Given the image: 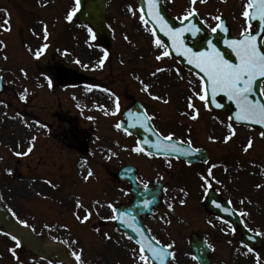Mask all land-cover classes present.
<instances>
[{
  "label": "rangeland",
  "instance_id": "1",
  "mask_svg": "<svg viewBox=\"0 0 264 264\" xmlns=\"http://www.w3.org/2000/svg\"><path fill=\"white\" fill-rule=\"evenodd\" d=\"M12 1L0 0V14H2L0 15V31L10 36H6L5 39V35L1 34L6 43V48L1 51L4 54L2 59H0V68L5 72V83L9 89L7 88L8 93L4 100L5 105L0 106V111L5 109L4 113L9 114L12 112L10 116H13L15 106L13 101L7 99L8 95L18 94V92V95H21V93L23 95L25 93H27L26 95H52L47 92V85L44 83L46 82L45 79L37 81L42 85L35 83L32 86L29 83L30 78L28 74L29 72L33 73L35 69L33 67L34 61H31L34 59L32 55L35 50V45L32 42V33L35 32L37 34L40 31V33L44 34L45 26L47 27V32L54 29L55 31L60 30L59 33H63V29L65 28L64 14L69 0H39L36 7L29 3L32 0H19L21 7ZM160 1L168 16L174 17L177 20H180L194 9L208 31H211L215 27L217 20L213 19V17L216 16H225L233 35H239L245 28H248V30L252 29L246 24L245 17L242 15L247 0H204V2L196 0L195 4L192 3V0ZM4 10H6L9 17L11 15L13 20L15 18L18 21L19 26L16 36L14 35L15 24L11 17L10 20L7 16L3 17ZM6 19L9 20V24L7 25L4 24ZM107 20L111 30L116 34L115 45L111 48V51L115 58L127 54L131 62L130 67L134 73L133 77H129L120 64H117V67L115 66L114 62H116V59H113L111 67L106 68L102 72L96 69L99 73H95V76L99 79L104 78V80H107V83H103L102 86L107 87L110 84L109 86L118 97L132 95L134 99L146 101L153 120L157 123L159 132L162 135L166 136L169 133H173V138L178 141L187 142L190 140L192 146L207 149L211 153V160L204 170H195L199 174H196L194 170L191 171L192 169L185 168L180 162L176 161H171L172 166L169 167L168 161L170 160L151 161V163L146 165L145 170L141 166L145 162L137 159L132 152L134 149L133 140L129 137L125 138L119 132L113 131L110 127L111 122L103 120L104 123L102 122L100 131L98 132L102 140L104 139L108 142L107 144L103 143L104 146L101 149L102 168L100 171V183L102 190L108 191L104 194L103 199L108 200L110 194L121 197L117 190L110 187L107 182L105 173L106 170L109 171L108 168L111 166L116 165L118 168V166L127 163L135 166L138 165L143 181L150 180L154 175L161 176L163 173L167 176L170 173L173 177V187L176 186L177 180L179 182L181 178V181L185 182V188L190 191L189 199L180 193V189H177L178 195L175 197V202L171 196L166 198V205L170 201L174 202L171 209L166 210V207L158 209L155 213L156 216L150 221L148 227L150 231L156 229L164 230L158 231L157 237L165 244L173 245L170 249L174 254V262L171 264H194L188 255L186 238L193 231L205 234L212 224L208 215L204 214L203 208H200L196 195H199L198 191H206L208 186L213 185L223 198L232 201L237 209L245 213L246 224L253 233L261 237L263 242L262 248L257 253L249 255L245 251L242 252V255H245L242 260H240L241 258L235 259L229 244H225V247L218 244L216 245V247L218 246V254L212 256L213 264H257V257L260 258L259 264H264V175H262L264 174V144L258 141V133H250L249 131L232 126L231 129L235 130V135L225 143V137L230 133V125H225L226 122L223 118L206 113L203 101L193 96V91H200V85L197 80L189 75L186 77L181 70H177L173 62L168 59L169 57H165L166 59L164 58L159 61L156 60L154 52L158 49L161 53L162 51L161 48L155 46L154 38L150 34L148 26L141 21L136 0H127L110 5ZM70 25L69 42L67 45L70 47L68 48H72L76 56L79 52L84 55L92 54L94 51L89 45L88 36H83L82 34V27L74 23ZM5 28H10V30H4ZM55 36L56 34L54 33V36L51 37L53 45H55L53 42ZM58 37H64V34H59ZM80 37H84L86 40L85 44L83 42L80 43ZM9 38H13L14 40H11V44L7 43ZM15 41H18V43ZM59 53L61 52H58V55ZM79 56L83 57L82 54ZM6 57H8V62H6ZM121 59L124 60L125 57ZM15 65L21 68L18 72L21 75L20 83L17 81L13 82L15 80L13 79V75L17 76V67H14ZM158 68L166 70L157 72L153 76L152 73L156 72ZM144 84L149 85L147 91L142 90ZM14 90L18 92H14ZM60 95H66L64 98L68 100L69 106H72L70 99L72 95H80V90H65ZM100 95L104 94L101 92ZM145 95L147 96L145 97ZM190 96H193L192 102L198 112L196 120L190 118L195 113L187 107L188 97ZM153 97H160V99H153ZM164 101L168 102L165 103ZM23 107L22 110H24ZM182 113L186 114L182 115ZM6 122L7 120L3 123ZM249 139L253 141V146L245 152L244 148ZM114 140L115 144H113ZM14 148L13 140L6 142L5 146L0 147L1 174H6L8 169L13 168L15 162L10 157ZM63 157L62 151L57 144H54L52 141L39 142L37 148H34L32 155L28 159L33 163L39 161L46 165L44 168H38L40 170L38 171L37 169L33 173L38 178L35 188H32L34 187V185H31L32 181L18 180L8 176L3 178L1 176V200L5 202L11 211L21 212L22 220L32 215V209L34 208L39 211L36 212L38 216L45 217L41 212L48 209L52 211L56 207L53 203L35 201V197L33 196V193L35 194L34 189L38 190L41 193L40 195L48 192L44 186V180L39 179H43L48 174V171L57 174L56 161L58 158L62 161ZM71 159L72 156L70 157ZM213 167L214 169L212 170ZM209 170H211V175H209ZM18 171L30 173L25 169L24 163H21ZM59 180L63 181L61 176ZM86 185L88 186V184ZM111 188L113 192L109 193ZM73 190L74 185L66 190L68 192L65 196L66 199L77 198ZM88 191L89 188L84 186L83 192L85 195L88 194ZM192 192L194 193L193 196L191 195ZM55 196L51 194V197H48L50 201H53ZM96 196H98V193ZM122 199H124V196ZM180 199L184 201L183 204ZM83 201L85 207L95 208L92 207L95 205L93 204V202L95 203L93 196H89ZM81 203L83 204V202ZM180 204L183 206H180ZM70 206L71 209L73 206L76 207L75 204H69ZM88 240L89 242L82 240V243H79L81 247L75 244V250L81 249L82 260L85 264H93V257L96 256L97 242L91 237ZM133 264H140V262L137 258H134Z\"/></svg>",
  "mask_w": 264,
  "mask_h": 264
},
{
  "label": "flooded vegetation",
  "instance_id": "2",
  "mask_svg": "<svg viewBox=\"0 0 264 264\" xmlns=\"http://www.w3.org/2000/svg\"><path fill=\"white\" fill-rule=\"evenodd\" d=\"M77 25L79 26V24ZM85 29V27L82 28L83 36L85 35ZM79 39L80 43L83 42L85 44L86 40L84 37H80ZM0 41L3 42L0 43V59H2L4 53L1 51L5 49V42L1 34ZM67 45L68 43L63 46L61 51H58L61 52L59 55L58 52L54 54L53 52L48 51L46 56H40L39 61H45L44 65H47L46 71L41 70L42 67L38 68V70L55 85L65 87L71 86L73 88L78 87L81 89L82 95H77V97H73L70 100L72 102V106H69L68 100L64 98L65 95H18L15 93L14 95H8L7 98L8 100L14 102L15 108L12 114L13 116H10L12 112L9 114L4 113L5 109L0 111V147L5 146L6 142L13 140L15 152H24L29 147V142L31 141L34 145V151V148H37L39 142L52 141L54 144L58 145L64 156L62 161L59 158L56 161L58 168L57 174H53L52 171H48V174L43 179H39L49 180L51 181V186H56L50 189L51 193L49 194L57 196H55L56 201L58 202V204L55 205L56 208L52 211L51 209H48L44 212H41L45 217L38 216L36 212L39 211L35 208L32 209V215L24 218L23 220L20 214L21 212L17 213L15 211L14 216L17 218L19 223L20 221H26L28 224L27 228L41 242L60 239L58 232H55L56 228H69L71 230L78 229L79 233L84 236H86V234L82 233L81 231L87 233L88 237L94 236L99 241V243H112L118 238L124 239L131 243V241L125 235L116 231L114 227V220L109 219V217L113 215L111 209L105 208L88 210L92 211L93 215L86 223L81 224L75 218L74 213L79 212V214L83 216L86 209H77L74 206L71 209V206L69 207L70 200L65 198L66 194L68 193L66 190L70 189L71 185H74L75 189L76 181H78V174L80 175V171L87 173L88 170H91L93 172L94 185L96 182L100 181L102 160L99 148L102 143H108L106 140H102L100 138V134L98 133L101 128L100 125L102 124L103 120H108L111 122V129L114 130L116 128L115 126L119 122L120 115L122 116V113L130 108L134 102L132 95H124L123 97H118L117 95H106L111 89L109 86L110 84L107 87L102 86L103 83H107V80H104V78H97L95 73H99V71L102 72L106 68L111 67L113 64V59H116V62H114L115 66L117 67V64L120 63V66L124 68L127 75L131 76L133 73L132 68L130 67L131 62L129 61L130 59L127 54L120 55L119 57L115 58L111 49L104 50L96 44H89L94 51L92 54L84 55L83 53L79 52L77 56L73 53V49H69L68 47L70 46ZM105 53L108 54L107 59L104 60L103 65L100 66V61L104 57ZM80 54L83 55L82 58L79 56ZM122 57H125V59L122 60ZM15 67L17 66L15 65ZM0 77L2 78L3 82H5V72L1 68ZM5 88L6 87L4 85L3 92L0 94V106L5 105L4 100L7 97ZM101 91H104L105 95H100ZM21 96H24L27 101L25 102L24 99L22 100ZM117 98L119 99L120 105L118 111L116 110ZM22 107L24 110H22ZM5 120H7V122L3 123ZM33 138L35 139L33 140ZM115 143L116 142L114 140L113 144ZM91 147L95 148L92 152H90ZM33 151L29 155L19 156L18 159L15 160V166L12 168L11 177H14L18 180H27L29 182L38 180V178H36L33 174L34 171L40 167L44 168L46 165L39 161L33 163L32 161L28 160ZM71 153L74 155V157H76V161L74 163L70 161ZM137 154L148 157V159H152L151 156H147L144 153ZM87 157L88 160H86ZM208 157V163L206 165H202L201 163L187 165L183 161H179L185 168H190L192 171H199L204 170L209 164L211 160V153L209 151ZM138 159H140L139 156ZM86 161L88 162V165L86 164ZM142 161L145 162L144 160ZM21 163L25 164V169L30 173H22L18 171ZM149 163V161H146L145 163H142L141 166L146 170V165ZM126 165L132 164H123L120 168H117L116 165L111 166L108 168L109 171L106 173V176L109 180H111L113 183H116L120 187H123V192L127 196V199L122 204H129L131 201L129 187L125 183H119L117 178L118 171ZM213 169L214 167L212 170ZM39 170L40 169H38V171ZM195 173L199 174L196 171ZM184 175L186 176V174ZM1 176H5V174H1L0 172V177ZM60 176L63 181L59 180ZM167 177L168 179L158 176L149 181H143L142 174L139 173L137 183L141 189H145V185H147V188H154L153 182H161L163 183V187L161 189L162 197L165 196L167 198L171 196L175 202V197L178 195L176 191L177 189H180V193L184 194L186 197L188 196L187 199H189L190 191L185 188V182L181 181L180 178V181L178 182L177 180L176 186L173 187V177L170 173L167 174ZM189 178L191 177L189 176ZM59 183L61 184L59 185ZM208 187H212L209 189L214 191L213 200L217 204L223 205L222 200H225V198H223L221 193L216 189H213V185ZM205 192V190H201L200 193L199 191L197 192L199 195L195 194L198 201L202 200L200 194L203 193L205 196ZM191 195L193 196L194 193L192 192ZM173 201H170L169 205L172 206L174 204ZM229 203L231 204V207L238 213L241 222L245 224V216L241 215V210H238L231 201H229ZM115 204V208H117L119 204ZM48 214L49 216H47ZM208 218L212 223L211 228H209L203 236L211 248L210 257L218 254V246L216 247V245L219 244L220 246L225 247V244H229L235 259H240L242 252H244V247L240 244L238 232L232 229L229 224L216 217L208 215ZM151 219L153 218L145 219L144 224H146L147 221L150 223ZM22 225L24 226V224ZM33 229H35V231H33ZM97 229L99 231H97ZM160 230L164 231L163 229H156L152 230V232L150 231V233L156 236L157 232ZM72 232L74 231H71L70 233ZM94 233L96 234L94 235ZM105 233H107L111 238L106 239ZM194 233L197 232L193 231L188 235H192ZM197 234L201 235L200 233ZM8 249H10V246H7V236L5 235L4 231L0 230V264H11L6 261L7 257L11 254L10 251H7ZM105 249L107 251V248ZM110 253H112V251H110ZM16 254L17 255L14 257L13 264H70L68 257L63 255H61V257H57L56 259H54L55 257L51 254L44 255L42 256L43 258H38L29 250L21 246H16ZM126 254L129 255L130 253L127 252ZM95 255L94 264H112V262L108 261L107 257L103 258L105 251L101 246L96 250Z\"/></svg>",
  "mask_w": 264,
  "mask_h": 264
},
{
  "label": "snow or ice",
  "instance_id": "3",
  "mask_svg": "<svg viewBox=\"0 0 264 264\" xmlns=\"http://www.w3.org/2000/svg\"><path fill=\"white\" fill-rule=\"evenodd\" d=\"M201 2H204V0H201ZM81 0H75V6L74 8L66 15V20L71 22L73 20V17L76 15V12L80 8ZM192 3L195 4L196 0H192ZM149 6L152 9V11L149 12V15L155 16V18L160 21L161 25V31H164L166 35H171L173 38V43L175 44L177 40L179 39L182 30H178L176 32H173L172 29L168 28L166 22L163 20V17L159 15V12L156 11V3L155 0H149ZM131 10V9H130ZM254 10V12L252 11ZM195 10L188 12L187 15H185L184 19H188L189 16L195 15ZM243 17L247 20H255L259 19L260 21H264V0H248V3L245 5V9L242 12ZM141 21L145 22V18L143 15L140 16ZM213 19L220 20L219 16L213 17ZM4 24H9V20L6 19L4 21ZM250 26V25H249ZM193 30H195V27L192 26ZM220 29L221 31H227L226 28H223L222 24H217L216 27L212 28L213 32H216L217 29ZM4 30H10V28H5ZM89 32H91V29H89ZM153 36H155V30L152 32ZM45 38L48 36L47 27L45 26V32H44ZM241 39L238 40H231L227 42V46L232 49V51L235 52L236 57L239 60V63H230L228 60L224 58V55L215 47V45L211 44L209 42V47L211 48V52H192L191 49H184V52L181 53L183 55H187L188 63L194 64L196 68L199 69L200 73L202 75L200 76V91H193V96L198 97L199 100L205 101L207 103L209 94H211L212 101L214 102L215 97L219 93H223L225 96H227L230 100L235 101L237 107L239 108V112L236 115L237 120L242 121H251L255 122L257 124L264 125V103H259L256 101H253L250 99V94L253 91V85L255 84L258 77H264V51L261 50V47L258 46V38L256 35L252 34L248 28H245L244 31L241 32ZM94 38V37H93ZM260 39H264V36L260 37ZM0 43H3L0 41ZM154 44L157 48L163 47L161 41L159 39L154 40ZM48 47L47 44H44L40 49H38L35 52V58L39 59L43 51ZM183 47L182 44H180L176 51L180 52V48ZM171 53L167 50L163 51L160 55L156 56L157 60H162L165 57L170 56ZM108 54L105 53L104 57L100 61V66L103 65L104 60L107 59ZM79 62V61H77ZM166 69L164 68H158L156 72H153L152 75L155 76L157 72H163ZM179 74V73H177ZM143 84V82L141 81ZM51 81H49V87H51ZM149 88V85L144 84L143 89L144 91H147ZM193 96L188 97V105L187 107L192 110L195 114L191 115L192 120H196L198 116V112L195 109V106L192 102ZM21 99H25L24 96H21ZM153 99H160V97H153ZM167 103L168 101H164ZM217 107H220L221 105L217 104ZM119 99H116V110H119ZM186 114V113H182ZM153 119L152 116L145 114L144 121L145 124L148 121H151ZM118 130L121 128L120 124H117L115 126ZM230 128V133L228 136L225 137V143H227L229 140L232 139V136L235 135V130ZM130 134V133H129ZM159 136V142L155 145H151L152 147H155L157 150H163L165 152H175L180 153L182 155H194L198 153L199 149H194L192 151H188L185 148L178 147L177 143H185L183 141L181 142H173V133H169L168 135H160ZM262 136H264V133H262ZM35 138H33L34 140ZM210 139H212L210 137ZM189 146L191 145V141L186 142ZM143 144H149V141L144 140ZM253 146V141L249 139L246 147L244 148V151L247 152L251 147ZM34 145L32 142H29V147L24 152H14V155L16 156H27L33 151ZM136 153H144V148L140 145V142H137V146L133 149ZM168 166L171 167V161H168ZM8 174L11 175V169H8ZM209 175H211V170H209ZM93 176V172L91 170H88L87 175L84 176V179L87 181L90 177ZM46 183L51 184L50 181H45ZM259 187V185H258ZM145 189L147 190V185H145ZM148 202H146L147 205ZM181 203L183 204L184 201L182 200ZM243 203V201H241ZM217 207H220L219 204L216 205ZM82 207V203L77 200L76 208L80 209ZM108 207L112 209V212L115 213L117 209L113 207L112 204H109ZM171 205H169V208L171 209ZM245 213H241V215H244ZM15 215V214H14ZM75 218L81 223H86L91 216L93 215L92 211H85V214L81 216L79 212L74 213ZM109 219L112 220H120L119 216L112 215L109 217ZM21 224H24L25 227H28V224L26 221H20ZM132 225L129 224V227ZM66 227V226H65ZM35 231V229H33ZM97 231H99L97 229ZM138 234L143 236V233L140 231V229L136 228L134 229ZM7 234V233H5ZM105 238L110 239L111 237L108 236L107 233H105ZM12 239L15 241L16 246H20V241L16 239L15 236L12 237ZM131 239V237H129ZM62 243L67 244V241H62ZM78 243L77 241H72V244ZM139 244V254H138V261L140 264H148L149 257L146 256L145 252H150L153 259L159 260L160 264H164L165 259L170 255L168 252V249L172 248L173 245L169 244L167 246L162 247H156L151 242H145L144 240H140L137 242ZM157 245L160 243L159 241L155 242ZM11 254L16 257V249L11 248L9 249ZM135 251V250H134ZM252 249L249 248L248 252H251ZM71 255L74 257V259L79 262V264H84L82 260V253H78L76 251H73ZM18 259V257H17ZM259 257H257V264H259Z\"/></svg>",
  "mask_w": 264,
  "mask_h": 264
},
{
  "label": "water",
  "instance_id": "4",
  "mask_svg": "<svg viewBox=\"0 0 264 264\" xmlns=\"http://www.w3.org/2000/svg\"><path fill=\"white\" fill-rule=\"evenodd\" d=\"M110 0H81L80 3V9L76 15V18L85 23L87 26H89L93 32L96 40L104 45L108 46L110 44V36L107 31L106 25H105V5ZM139 2V8L141 14L144 16L146 21L151 26L152 30H155L156 35L159 37V39L162 41V43L165 45L167 50L171 53V55L186 69L192 70L195 73L198 74L200 77L202 73H200L199 69L195 67L194 64H189L187 55H183L181 53L184 52V49H191L192 52H211V48L209 47V42L211 44L215 45L217 49L224 55V58L228 60L230 63H239L238 58L236 57V54L234 51H232L231 48L227 46V42L231 40H238L240 38H233L229 36V31L224 23V19L221 18L219 20V24H222L223 28H226L227 31H221L219 28L216 32H214L210 36H205V31L202 27V25L197 21L196 17L194 15L189 16L188 19H184L182 23H175V21L170 20L167 18V15L165 14L161 3L159 0H155L156 3V11L159 12V15L163 17V20L166 22L168 28L172 29L173 32H176L178 30H182L181 35L177 42L173 43V38L171 35H166L164 31H161V25L160 21H158L155 16L149 15V12L152 11V9L149 6V0H138ZM254 12V10H252ZM249 23L256 22L257 25L255 27V32H252V34L256 35L258 38V46L261 47V39L264 35V21H260L258 18L255 20H248ZM192 26L195 27V30H193ZM220 36V40H217V36ZM191 40L192 44H189L188 41ZM182 44L183 47L180 48V52L176 51V48ZM264 80V77H258L255 84L253 85V91L250 94V99L253 101L264 103V100L260 93V84L261 81ZM224 96V102L220 107H217V100L219 97ZM207 106L211 110H216L218 112H221L223 114H227L229 116V119L237 124V125H243L246 127H249L251 129L260 130L261 137L262 133H264V125L257 124L255 122L251 121H242L237 120L236 115L239 112V108L237 107L235 101L230 100L227 96H225L223 93L217 94V97H215L214 102L212 101L211 94H209ZM136 109V108H135ZM137 118V115H134ZM130 118V117H129ZM145 124V122H144ZM147 126V124H145ZM127 130L130 133H134L136 135L140 136V145L146 149L148 152L154 153L156 155H177L179 156H185L180 153L175 152H165L163 150H157L155 147H152L151 145H155L159 142V136L152 128H146L145 130H138L135 131L131 128V126L126 127ZM147 140L149 141V144H143V141ZM185 148L183 146H179ZM188 151H191L187 148H185ZM133 193L135 196V205L132 206L129 211H131L136 216L135 223H133L134 227H139L140 225V211L143 209L147 213L148 210L154 206H156L158 202V193L151 194L149 191L142 192L140 191L136 186H133ZM146 202L147 205H146ZM0 225L5 227L6 230L11 233L12 235L16 236L18 239H20L22 242H24L27 246L31 247L32 249H35V251L40 252V245L39 243L34 240L27 232H25L23 229H21L14 221L11 219L10 215L1 207L0 205ZM241 231V230H240ZM130 234L132 236H135L136 234L133 232ZM242 239L245 242L246 245L257 248L260 246V240L252 235H250L247 231L242 229L241 231ZM143 240L149 241L147 238H145V235L143 234ZM136 242H138L140 239L135 238ZM146 242V243H147ZM153 243V242H151ZM154 246L158 247L153 243ZM191 251L193 252V256L198 264H209L207 260L208 256V250L206 249L205 243L203 240H194L191 243L190 247ZM149 254L150 260L153 264H160L159 260L153 259L150 252H145ZM169 260V257H167L164 261V264H167Z\"/></svg>",
  "mask_w": 264,
  "mask_h": 264
}]
</instances>
